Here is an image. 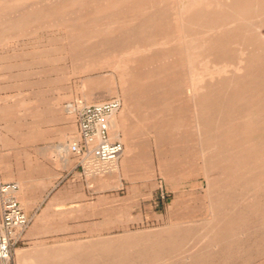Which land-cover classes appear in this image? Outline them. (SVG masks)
<instances>
[{
	"label": "rangeland",
	"instance_id": "1",
	"mask_svg": "<svg viewBox=\"0 0 264 264\" xmlns=\"http://www.w3.org/2000/svg\"><path fill=\"white\" fill-rule=\"evenodd\" d=\"M66 1L0 0V183L18 184L30 218L14 264L17 249L27 264H264V145L234 136L227 148L257 157L208 158L215 148L198 137L177 52L105 43L165 32L161 18L154 29L123 21L142 17L144 0L112 9L116 30L90 39L107 13L89 2L67 19L48 15ZM111 98L130 151L121 170L84 177L56 151L76 136L65 105ZM242 106L231 100L225 111ZM224 118L221 130L238 125ZM214 217L223 219L212 227Z\"/></svg>",
	"mask_w": 264,
	"mask_h": 264
},
{
	"label": "bare ground",
	"instance_id": "2",
	"mask_svg": "<svg viewBox=\"0 0 264 264\" xmlns=\"http://www.w3.org/2000/svg\"><path fill=\"white\" fill-rule=\"evenodd\" d=\"M126 1L131 0H67L48 15L67 19L66 13H74L71 6L78 5L81 10L85 4L92 2L95 13L99 14L97 16L107 13L105 16L109 19L99 23L93 33H88L90 39L93 35L116 30L120 20L114 17L112 9ZM140 5L138 14L142 17L123 16V21L133 23L138 29L144 26L154 29L159 24L157 22L163 19L165 32L159 36L152 32L144 41L106 39L105 43L113 47L130 43L127 45L138 50L156 47L175 50L185 68L180 82L193 101L198 137L207 144L206 148H215L208 151L207 157L237 162L256 158L258 153L255 150L251 154L243 152L242 148L234 152L226 145L227 139L234 136H240L237 144L241 146L264 145V33L260 31L264 29V0H144ZM29 13L38 15L40 11L31 9ZM76 18L77 24L80 22L79 15ZM210 94L215 95L210 98ZM231 100L241 102L243 109L226 113L225 108ZM223 113L226 116L223 122L237 119L238 125L221 130L217 123ZM121 120L115 115L110 118V135L112 139L124 142L119 134ZM67 144L63 142L56 146V151L65 162L68 161ZM129 151V145H125L120 167L117 162L110 172L124 167ZM20 193L21 189L18 190V197L22 198ZM222 219L214 217L210 226H217ZM24 252V249H17L19 264H27L28 257Z\"/></svg>",
	"mask_w": 264,
	"mask_h": 264
},
{
	"label": "built area",
	"instance_id": "3",
	"mask_svg": "<svg viewBox=\"0 0 264 264\" xmlns=\"http://www.w3.org/2000/svg\"><path fill=\"white\" fill-rule=\"evenodd\" d=\"M118 98L83 103L69 101L65 108L76 122V136L67 144L76 158L75 167L84 177L109 173L117 164L123 144L110 135V118L119 109ZM18 184L14 181L0 183V262L14 264L13 249L29 224L30 218L15 196Z\"/></svg>",
	"mask_w": 264,
	"mask_h": 264
}]
</instances>
